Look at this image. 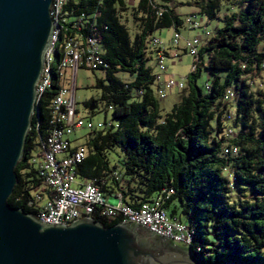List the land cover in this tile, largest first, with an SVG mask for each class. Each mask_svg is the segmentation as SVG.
<instances>
[{
	"label": "trees",
	"instance_id": "1",
	"mask_svg": "<svg viewBox=\"0 0 264 264\" xmlns=\"http://www.w3.org/2000/svg\"><path fill=\"white\" fill-rule=\"evenodd\" d=\"M187 3L224 22L205 38L179 101L162 113L158 75L147 63L155 58L156 32L181 31L189 16L177 11L174 0H67L53 49L52 81L38 94L8 201L38 214L35 192L44 177L33 155L41 156L48 146L52 105L62 89L63 52L72 34H80L98 49L101 65L88 69L105 71L95 86L116 124L105 121L88 134L79 177L95 181L106 194L121 193L134 207L161 197L169 216L189 226V248L203 262L264 264V88L253 85L264 72V0ZM203 70L205 89L197 82ZM121 71L132 79L121 78ZM115 150L123 154L121 170L109 156Z\"/></svg>",
	"mask_w": 264,
	"mask_h": 264
},
{
	"label": "water",
	"instance_id": "2",
	"mask_svg": "<svg viewBox=\"0 0 264 264\" xmlns=\"http://www.w3.org/2000/svg\"><path fill=\"white\" fill-rule=\"evenodd\" d=\"M52 3L0 0V264H210L143 223L52 224L9 204L55 29Z\"/></svg>",
	"mask_w": 264,
	"mask_h": 264
},
{
	"label": "built area",
	"instance_id": "3",
	"mask_svg": "<svg viewBox=\"0 0 264 264\" xmlns=\"http://www.w3.org/2000/svg\"><path fill=\"white\" fill-rule=\"evenodd\" d=\"M126 1L135 3L138 0ZM66 3L67 0H64L59 6L51 5L54 21L61 23L66 21L64 10ZM195 17H187L185 21L191 30L202 27ZM174 31L168 41L155 35L154 57L161 70V73H156L159 75L157 94L161 99H164L170 91L175 89L180 91L186 85L185 80L176 79L175 76L165 73L166 59L170 56L178 58L182 53L191 54L194 56L193 70L199 50L205 44L202 35L183 37L182 31ZM203 32L207 39L212 36V33H208L205 29ZM94 49H96L95 43L86 42L80 34H72L71 44L67 46V52H63L68 53V61L67 66L62 68L60 96L55 98V104L52 105V128L47 137L49 146L45 147L41 156L33 155V160L37 162L44 177L42 188L35 192V199L38 201V219L46 223L67 225L84 218L96 219L100 223L117 220L132 224L139 222L184 247L187 225L182 220L169 216L168 211L163 207L161 197L146 201L140 207H134L125 203L121 193L106 194L95 181L78 180L77 167L86 159L87 147L84 142L74 144L72 135L81 128L102 129L106 124L85 119L78 115L76 109V75L79 68H96L102 62L101 57H94ZM48 56L49 47L46 60ZM46 60L38 84L47 80ZM227 131L228 135L234 133L231 128Z\"/></svg>",
	"mask_w": 264,
	"mask_h": 264
},
{
	"label": "rangeland",
	"instance_id": "4",
	"mask_svg": "<svg viewBox=\"0 0 264 264\" xmlns=\"http://www.w3.org/2000/svg\"><path fill=\"white\" fill-rule=\"evenodd\" d=\"M178 6L177 11L186 18L187 16H196L195 19L200 22L202 27L197 30H190L188 25L186 24L181 28L183 37H193L196 35L205 36L203 29H205L208 33H214L216 28L223 26V20L221 18H213L208 19L200 13H197L198 9L195 5H189L187 3L188 0H174ZM195 15H191L194 14ZM223 15V10L220 12V17ZM174 28H164L162 30H158L156 34L161 39H170L171 35L174 34ZM168 41V40H166ZM158 61L156 58H152L148 61L147 66L152 68L153 72L161 73V70L158 67ZM194 64V56L187 53H182V55L178 58L170 56L166 59V74H170L175 76L176 79H183L187 81L189 74L192 71V66ZM158 75V74H156ZM105 76V71L101 69H88L86 67H80L78 70V74L76 75V109L78 110V115L83 116L85 119H91L94 123L97 122H113V109L110 106H107V102L101 99V91L100 88L96 87V79L97 77ZM119 76L123 79H132V76L125 71H121ZM159 76V75H158ZM206 79H208V73L206 70H203L202 76L197 80L198 85L201 88H206ZM158 80V78H157ZM253 85L255 88H264V72L261 75H257L255 80L253 81ZM92 100L91 104L86 106V102ZM162 113H166L174 107V105L179 101V90L175 89L170 91L164 99H159ZM93 130L91 129H78L72 137H76L74 140V144L85 143L88 137V134ZM119 150L111 151L109 156L112 160V165L118 164V170H121L120 160L123 157V154L118 152ZM79 181L83 180L82 178H78Z\"/></svg>",
	"mask_w": 264,
	"mask_h": 264
},
{
	"label": "bare ground",
	"instance_id": "5",
	"mask_svg": "<svg viewBox=\"0 0 264 264\" xmlns=\"http://www.w3.org/2000/svg\"><path fill=\"white\" fill-rule=\"evenodd\" d=\"M61 2H63V0H53L52 6H59V4ZM51 14H52V10H51ZM54 23H55V29L53 31L51 45L49 46V56H48V59L46 60V74L45 75H47V80L42 81V83L38 84L37 89H36L37 97L41 91H44V89H46L48 86H50L51 81H52L51 75H53V74H52L51 65H52L53 60L55 59V52L53 51V49L58 43V32L60 31V27H59L60 22L54 21ZM154 45H156V38L154 39ZM65 52H67V48H66ZM97 52H98V49L97 48L94 49V57H97L96 56ZM46 55H47V52H46ZM67 61H68V53H65L64 60L61 62V66H60L61 70H62L63 66H67ZM59 96H60V94H59ZM54 104H55V102H54ZM47 144L49 146V138H48ZM192 237H193L192 232L189 229V226L187 225L186 226V237H185L186 241L184 242V247H187V248L189 247V245L192 241Z\"/></svg>",
	"mask_w": 264,
	"mask_h": 264
},
{
	"label": "crops",
	"instance_id": "6",
	"mask_svg": "<svg viewBox=\"0 0 264 264\" xmlns=\"http://www.w3.org/2000/svg\"><path fill=\"white\" fill-rule=\"evenodd\" d=\"M184 25H186V23L184 24ZM191 30V29H190ZM197 36V35H196ZM186 37H188V36H186ZM207 36L205 35V36H202V38L205 40V38H206ZM166 40H169V39H166ZM154 73H157V72H154ZM167 75H169V74H167ZM158 78H159V76H158ZM157 82H158V80H156ZM73 139L75 140L76 139V137H73Z\"/></svg>",
	"mask_w": 264,
	"mask_h": 264
}]
</instances>
